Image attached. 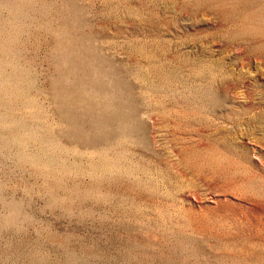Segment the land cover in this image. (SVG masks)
<instances>
[{
    "label": "rangeland",
    "instance_id": "rangeland-1",
    "mask_svg": "<svg viewBox=\"0 0 264 264\" xmlns=\"http://www.w3.org/2000/svg\"><path fill=\"white\" fill-rule=\"evenodd\" d=\"M0 264H264V0H0Z\"/></svg>",
    "mask_w": 264,
    "mask_h": 264
}]
</instances>
